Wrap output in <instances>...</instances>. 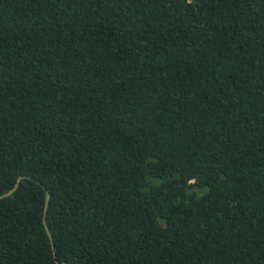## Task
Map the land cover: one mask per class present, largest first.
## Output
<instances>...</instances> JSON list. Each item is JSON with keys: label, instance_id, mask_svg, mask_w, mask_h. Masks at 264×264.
Here are the masks:
<instances>
[{"label": "trees", "instance_id": "obj_1", "mask_svg": "<svg viewBox=\"0 0 264 264\" xmlns=\"http://www.w3.org/2000/svg\"><path fill=\"white\" fill-rule=\"evenodd\" d=\"M19 176L0 264H264V0H0Z\"/></svg>", "mask_w": 264, "mask_h": 264}, {"label": "water", "instance_id": "obj_2", "mask_svg": "<svg viewBox=\"0 0 264 264\" xmlns=\"http://www.w3.org/2000/svg\"><path fill=\"white\" fill-rule=\"evenodd\" d=\"M21 178H22V176L17 177L13 187L11 189H9L8 191H6L5 193L1 194L0 198L10 195L17 188ZM48 202H49V193L46 191V196H45V201H44V206H43L42 222H43V226H44V228L46 230V233H47V235L49 237L50 243H51V245L53 247V240H52L49 228H48L46 220H45V215H46V211H47ZM56 262H58V261L56 260ZM62 264H70V263L62 262Z\"/></svg>", "mask_w": 264, "mask_h": 264}, {"label": "rangeland", "instance_id": "obj_3", "mask_svg": "<svg viewBox=\"0 0 264 264\" xmlns=\"http://www.w3.org/2000/svg\"><path fill=\"white\" fill-rule=\"evenodd\" d=\"M202 192H203V190H199V191H198V193H202Z\"/></svg>", "mask_w": 264, "mask_h": 264}]
</instances>
